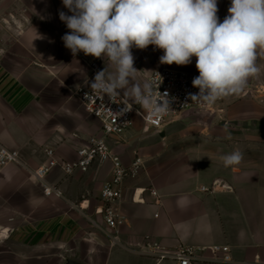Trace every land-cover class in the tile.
I'll return each instance as SVG.
<instances>
[{"label":"crops","instance_id":"1","mask_svg":"<svg viewBox=\"0 0 264 264\" xmlns=\"http://www.w3.org/2000/svg\"><path fill=\"white\" fill-rule=\"evenodd\" d=\"M217 4L223 22L231 0ZM60 11L71 15L62 0L49 2L15 39L0 45V142L22 159L0 173V264H64L66 258L86 264H175L172 258L142 254L147 241L170 251L189 245L196 264H215V246L229 247L237 261L264 264V97L256 93V84L245 86L256 98L243 97L217 115L194 111L159 133L145 132L136 119L112 138L113 151L126 166L137 156L143 159L138 173L125 179L123 198L114 203L125 218L118 228H109L97 212L104 205L102 187L113 176L112 163L70 175L57 170L58 177L47 181L62 193H46L48 185L33 175L47 162L46 149L73 160L99 133V119L87 112L77 88L94 62L101 71L115 72L107 57L82 51L73 56L61 39L70 30ZM152 47L132 48L137 72L119 90L129 100L135 97L125 92L137 84L143 90L156 66L197 69L194 56L188 65L162 64ZM257 53L259 67L264 50ZM144 134L153 138L141 139ZM235 149L243 153L242 162L225 167L221 157ZM203 186L213 191H202ZM18 194L29 208L24 221L18 210L8 214V201ZM20 219L25 226H7Z\"/></svg>","mask_w":264,"mask_h":264},{"label":"clouds","instance_id":"2","mask_svg":"<svg viewBox=\"0 0 264 264\" xmlns=\"http://www.w3.org/2000/svg\"><path fill=\"white\" fill-rule=\"evenodd\" d=\"M71 13L59 12L70 30L61 39L73 56L107 57L114 73L99 71L91 88L117 95L126 89L137 70L131 49L154 45L164 54L162 64L188 65L195 56L199 76L192 84L199 89L191 99L213 102L243 91L255 77L257 49L264 50V0H231L223 22L217 0H62ZM136 102L161 114L169 107L151 100L150 85H134L125 92ZM166 95V94H165ZM165 98V96H163ZM225 167L238 166L243 153L235 149L221 157Z\"/></svg>","mask_w":264,"mask_h":264},{"label":"built area","instance_id":"3","mask_svg":"<svg viewBox=\"0 0 264 264\" xmlns=\"http://www.w3.org/2000/svg\"><path fill=\"white\" fill-rule=\"evenodd\" d=\"M99 71H101L100 65L92 63L88 79L77 88L75 94L87 112L99 119L100 132L78 149L77 158L73 160L60 157L55 149L47 148V162L35 169L33 175L36 180L48 185L45 188L47 194L61 195L62 192L57 185L47 181L48 176L53 172L58 170L65 175L75 172L85 173L96 164L112 163L113 176L102 187L101 196L104 205L98 208L97 212L103 215L109 228L116 229L124 222L125 218L114 208V203L123 198L125 179L129 175L138 173L143 166V159L137 156L129 166H126L120 156L113 151L112 138L128 131L135 119L142 121L145 132L159 133L169 123L178 121L194 111H205L217 115L224 112L225 108L240 98L246 97L249 91L243 89L237 95L219 98L213 102L202 99L193 100L191 95L199 93V89L192 84L193 78L199 76L198 70L165 66L156 69L147 82L150 85L151 100L157 101L161 106L164 99L169 102V107L165 112L154 114L153 107L136 102L135 99L129 100L119 90H117V95H109L92 89L91 83ZM21 161L19 151L10 149L0 142V173L8 164H19ZM216 184L217 181L213 187ZM213 187L210 189L203 186L201 190L210 193L213 191ZM151 191L153 195L159 196L156 190ZM214 250L217 254L215 264H261L235 260L227 246H215ZM140 251L144 255L153 256L159 260L172 258L175 264H196L195 250L189 245L182 244L176 250L170 251L158 242L147 241L145 247Z\"/></svg>","mask_w":264,"mask_h":264},{"label":"rangeland","instance_id":"4","mask_svg":"<svg viewBox=\"0 0 264 264\" xmlns=\"http://www.w3.org/2000/svg\"><path fill=\"white\" fill-rule=\"evenodd\" d=\"M51 1H59V0H0V45L4 46L6 45L5 42L11 40V39H15L16 38V34L17 32H19V30L24 27L27 26L28 24H30L33 20H35V18H38V14L39 11L47 6H49V2ZM132 51V49H131ZM152 52L153 55H156L157 57L161 56L164 54V51L162 49H158L155 46L152 47ZM195 57V56H194ZM196 58V57H195ZM260 72L258 73V77L255 79L254 77H250L247 84L250 83V85L252 86V84H256V86H254V89L256 90V93L260 94V97H264V58L261 59L260 61ZM160 67H157L154 69H158ZM193 70V69H190ZM197 70V69H194ZM255 81V82H254ZM249 87V86H248ZM244 89H249V93L247 94L246 97L247 99L250 98H256L254 96V93L251 91L253 88H244ZM262 93V94H261ZM257 95V94H256ZM132 97V96H131ZM134 98V96L132 97ZM243 98H240V100H242ZM260 99V98H259ZM239 101V100H237ZM236 101V102H237ZM136 120V119H135ZM140 123L141 121L139 119H137ZM138 126L136 125L135 128H137ZM101 128V124L99 122V132ZM152 135V134H151ZM149 135H140L141 139H152L153 136ZM54 173V174H53ZM51 176H48L51 180H55L58 176L55 174V172H53ZM94 203L95 205L99 203V192H97L95 194V198H94ZM8 214L10 215V210L11 211H16L18 210L19 212H21L23 214V221L25 220V215L28 214L29 212V208L25 203V200L23 198V196H21L20 194L14 195L11 197L10 201H8ZM15 206V207H14ZM14 207V208H12ZM20 219V223L19 222H13L10 221L7 226L8 227H21V226H25V224L23 222H21ZM93 224V223H92ZM99 232V231H98Z\"/></svg>","mask_w":264,"mask_h":264},{"label":"water","instance_id":"5","mask_svg":"<svg viewBox=\"0 0 264 264\" xmlns=\"http://www.w3.org/2000/svg\"><path fill=\"white\" fill-rule=\"evenodd\" d=\"M64 264H86L73 258H66Z\"/></svg>","mask_w":264,"mask_h":264}]
</instances>
